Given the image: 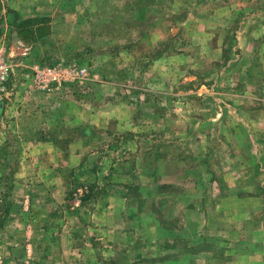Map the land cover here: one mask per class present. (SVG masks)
I'll use <instances>...</instances> for the list:
<instances>
[{"label": "rangeland", "instance_id": "1", "mask_svg": "<svg viewBox=\"0 0 264 264\" xmlns=\"http://www.w3.org/2000/svg\"><path fill=\"white\" fill-rule=\"evenodd\" d=\"M1 52L0 264H250L264 0H0Z\"/></svg>", "mask_w": 264, "mask_h": 264}, {"label": "crops", "instance_id": "2", "mask_svg": "<svg viewBox=\"0 0 264 264\" xmlns=\"http://www.w3.org/2000/svg\"><path fill=\"white\" fill-rule=\"evenodd\" d=\"M258 238L261 242L259 243V245L257 244L253 246V244H251L250 249H244V250L243 249L241 250L240 248H238V246L234 249L235 251L239 252L238 255L240 258H244L246 257L247 254H249L248 258H249L250 264H264V258H262L264 255V234H261L260 237H256L254 240L257 241ZM236 244H239V243H236ZM243 253H247V254H243Z\"/></svg>", "mask_w": 264, "mask_h": 264}, {"label": "built area", "instance_id": "3", "mask_svg": "<svg viewBox=\"0 0 264 264\" xmlns=\"http://www.w3.org/2000/svg\"><path fill=\"white\" fill-rule=\"evenodd\" d=\"M4 60H5V55H3V52H1L0 53V92L5 89L3 83L9 78L8 76H10L9 74H10L11 65L6 63ZM48 68L52 69L50 73L53 74L55 72L54 70L56 69V67H48Z\"/></svg>", "mask_w": 264, "mask_h": 264}, {"label": "trees", "instance_id": "4", "mask_svg": "<svg viewBox=\"0 0 264 264\" xmlns=\"http://www.w3.org/2000/svg\"><path fill=\"white\" fill-rule=\"evenodd\" d=\"M45 18L44 17H40V18H35V17H31V18H28L26 20L23 21V25H27V26H30V25H37V30H42L43 28V25H40L39 22H42L44 21ZM23 26V27H24Z\"/></svg>", "mask_w": 264, "mask_h": 264}]
</instances>
